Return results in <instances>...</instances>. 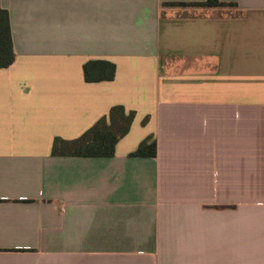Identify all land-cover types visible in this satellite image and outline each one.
<instances>
[{
  "label": "crops",
  "instance_id": "crops-1",
  "mask_svg": "<svg viewBox=\"0 0 264 264\" xmlns=\"http://www.w3.org/2000/svg\"><path fill=\"white\" fill-rule=\"evenodd\" d=\"M204 2L0 0V264H264V0ZM115 106L114 157L53 156Z\"/></svg>",
  "mask_w": 264,
  "mask_h": 264
},
{
  "label": "trees",
  "instance_id": "trees-1",
  "mask_svg": "<svg viewBox=\"0 0 264 264\" xmlns=\"http://www.w3.org/2000/svg\"><path fill=\"white\" fill-rule=\"evenodd\" d=\"M171 6L227 8L236 5L222 3L220 0H206L204 3L173 4ZM14 60L9 16L0 6V68H8ZM115 73L116 66L106 61H90L84 66L85 80L88 83L112 81ZM135 116V112H127L123 106L112 107L108 116L101 118L80 138L73 141L56 138L52 154L58 157L112 158L118 142L129 133ZM151 140L152 138L149 137L143 141L137 151L130 156L155 157L157 145Z\"/></svg>",
  "mask_w": 264,
  "mask_h": 264
},
{
  "label": "rangeland",
  "instance_id": "rangeland-1",
  "mask_svg": "<svg viewBox=\"0 0 264 264\" xmlns=\"http://www.w3.org/2000/svg\"><path fill=\"white\" fill-rule=\"evenodd\" d=\"M190 8H198V9H203L202 7H190ZM227 8H234V7H227ZM229 10V9H228ZM254 200L255 201H260V194H256V195H254Z\"/></svg>",
  "mask_w": 264,
  "mask_h": 264
}]
</instances>
